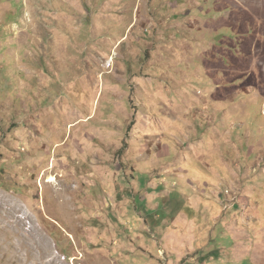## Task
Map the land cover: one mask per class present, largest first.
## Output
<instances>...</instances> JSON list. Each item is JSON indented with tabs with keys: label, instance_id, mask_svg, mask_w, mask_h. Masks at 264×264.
<instances>
[{
	"label": "rangeland",
	"instance_id": "374dc122",
	"mask_svg": "<svg viewBox=\"0 0 264 264\" xmlns=\"http://www.w3.org/2000/svg\"><path fill=\"white\" fill-rule=\"evenodd\" d=\"M261 236L264 0H0V264H250Z\"/></svg>",
	"mask_w": 264,
	"mask_h": 264
},
{
	"label": "crops",
	"instance_id": "0c3cea01",
	"mask_svg": "<svg viewBox=\"0 0 264 264\" xmlns=\"http://www.w3.org/2000/svg\"><path fill=\"white\" fill-rule=\"evenodd\" d=\"M186 223H187V221H186ZM245 234V236H246V234L247 233H244ZM249 234V236H248V238L252 241L253 239H256V238H259L258 236H255V235H253L252 233H248ZM247 234V235H248ZM263 235V234H262ZM244 236V237H245ZM195 234H194V237H193V240H192V242L190 243V246L192 247H189V248H186V246H185V249H181L180 248V250H181V253H180V256H181V259L180 260H176V262L178 261H180L181 263H183L184 262V256L185 255H187L188 257H191V261H195V259L194 258H196L197 256H195V254L197 253L198 254V250H195V248H194V242H195ZM260 238H264V236H261ZM250 241V242H251ZM248 244H249V242H248ZM261 256H258L257 257V260H254V258L251 256H248L247 257V259H245V260H248L249 261V263L250 264H263L264 263V256H263V252H261L260 251V253H259ZM193 256V257H192ZM198 256H199V254H198ZM211 258H212V260H211ZM209 257V260L207 259H205L204 261H202V263H200V261H201V259H199V257H198V259H196L197 261L195 262L196 264H214L213 262L214 261H216V259H215V257H214V255L212 256V257ZM172 260V262L173 263H176L175 262V260L174 259H171ZM203 260V259H202ZM213 261V262H212ZM240 261H242L241 259H240ZM188 263V262H187ZM186 263V264H187Z\"/></svg>",
	"mask_w": 264,
	"mask_h": 264
},
{
	"label": "bare ground",
	"instance_id": "6f19581e",
	"mask_svg": "<svg viewBox=\"0 0 264 264\" xmlns=\"http://www.w3.org/2000/svg\"><path fill=\"white\" fill-rule=\"evenodd\" d=\"M54 179H55V178L51 177V178L49 179V181H50V182H53V181H55Z\"/></svg>",
	"mask_w": 264,
	"mask_h": 264
}]
</instances>
